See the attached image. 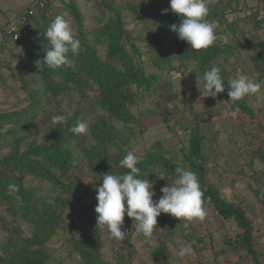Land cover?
Wrapping results in <instances>:
<instances>
[{
    "label": "trees",
    "instance_id": "16d2710c",
    "mask_svg": "<svg viewBox=\"0 0 264 264\" xmlns=\"http://www.w3.org/2000/svg\"><path fill=\"white\" fill-rule=\"evenodd\" d=\"M233 1L240 4L241 0ZM258 1L264 10V0ZM53 2L49 3L45 9L39 10L31 19V25L40 38V46L25 50L26 54L38 61L41 68L40 77L46 89L44 94L49 97V100L56 102L57 108H61L63 103L58 101L61 88L54 80L58 76L63 80L61 86L64 91H76L84 97L87 96L83 93L84 90L96 88V94L99 96L98 105L109 118L101 115L97 118L96 124L90 126L93 142L88 140L87 135L80 136L70 131L78 122V116H74L72 121L66 120L63 124L47 125L51 138L46 143L41 145L31 143L27 149L22 150V139L15 138L13 143L8 145L11 148L10 152L4 156L0 153V206H5L12 216L11 221L0 216V264H54L53 253L49 254L47 244L60 231L64 234L66 231L73 232L67 238V242L71 243L80 257V263L76 264H108L103 260L102 248L106 241L112 242L113 238L103 234L101 228L97 226L96 191H93L92 200L88 203L84 201L76 203L71 195L79 184L82 170H85L98 186L102 183L101 177L104 174L119 175L128 171L120 166V161L128 151H132L137 140L136 130L143 126L142 118L134 112V108L138 106L140 98L145 94H152L154 86L160 82V76L149 73V69H166L168 65L174 69L175 65L170 64V60L177 55L185 61V64L197 62L199 73L195 77L203 81L205 71L212 66L219 67L225 83V92L220 93V98L225 99L232 108H239L242 112L254 117L255 106L248 105L245 100L233 103L227 94V83L232 79L227 65L233 63L227 57V52L243 48L252 54L251 60L257 66L264 59V39L258 42L249 40L240 25L233 22L228 25V30L238 36L235 45L217 39L207 49L192 50L186 42L180 41L177 34L170 30V25L181 22L180 17L171 11L166 15L161 14L163 9L170 8V0H150L146 3H136L130 10L141 21L146 19L152 21L154 17H157L159 23L169 29L174 41L171 43L173 48L167 51L161 44V40L154 43L148 38L145 39L149 46L147 49L149 55L144 59V52L134 44L131 31L126 29L122 8L116 5L115 0H101L98 4L104 7L103 12L111 13L113 16L99 30V38L94 42H88L85 50L81 47L78 55L72 56L69 53L70 64L53 70L45 66L42 61L46 47L50 45L38 24L49 20L48 12ZM64 2L72 8L76 16H80L77 11L79 8L73 0ZM228 7L220 5V8L212 9L206 19L212 23L227 24L224 17L230 10ZM263 21V19L255 20L254 18L253 23L257 26L256 29L260 28ZM217 33L223 32L217 31ZM107 42L109 54L107 59H103L98 55L96 47ZM127 44H130L133 51ZM151 46L157 49L154 51L150 48ZM137 55L141 57L140 60H137L139 58ZM187 68L188 65L183 66L181 71L177 70L181 72L180 76L186 73ZM234 73L238 74L237 71ZM29 94L33 100L32 107L26 109L25 113L0 112V128L11 123L13 129L8 132L14 134L16 128L27 127L37 116L39 109H43L42 101L35 97V93ZM57 111L58 109L54 116L58 114ZM83 112L82 109L78 114ZM112 120L123 123L125 129L121 131L119 127L113 125ZM124 134L125 137H123ZM212 137L203 128L193 130L188 151L178 160L172 159L164 148V142L168 138L146 146L137 164L141 170L139 178L149 179L152 184H155L157 179L159 183L155 187L160 191L166 186L170 175L177 174L175 172L177 167L193 171L204 193L205 207H212L217 215L225 220H234L238 228L242 230L239 237L241 245L248 254L256 255L258 252L255 249L253 223L246 210L237 202H228L217 183L208 178L207 162H217V153H219V139L217 135L215 138ZM133 140L134 144H132ZM181 142L185 145L184 140ZM4 146L5 143L0 142V147ZM256 159L253 158L254 161ZM20 177L49 183L27 191L21 184ZM9 184H17L19 191L9 195L7 192ZM41 188L48 191L47 197L40 195ZM65 194L68 196L64 198ZM66 212L72 216L70 222L65 218ZM127 220L131 221L130 218ZM177 222V220L175 222L169 220L165 213H161L157 218L156 230H161L165 239H173L179 232ZM21 223H25L30 228V234L24 232ZM158 252L160 251L156 253ZM167 255L165 259L169 262L168 264H174L173 260L169 261ZM64 258L66 256L62 254L61 259ZM126 259L124 254H119L116 264H125ZM256 263L261 264L258 260ZM59 264H63V261Z\"/></svg>",
    "mask_w": 264,
    "mask_h": 264
},
{
    "label": "rangeland",
    "instance_id": "374dc122",
    "mask_svg": "<svg viewBox=\"0 0 264 264\" xmlns=\"http://www.w3.org/2000/svg\"><path fill=\"white\" fill-rule=\"evenodd\" d=\"M64 1L54 0L49 8V20L38 24L45 33L57 15H65L76 38L80 40L81 47L85 50L88 42H94L99 38V30L113 15L103 12L104 7L98 4L101 0H73L79 8L77 11L81 17H78ZM146 1L150 0H115L116 5L123 10L126 29L131 31L134 44L145 54L144 59L149 55L147 53L149 46L145 39L148 38L154 43L161 40L167 51L173 48L171 43L174 41L169 29L159 23L157 17L152 21L149 19L141 21L130 10L134 4L146 3ZM220 5L229 6L230 10L224 17L227 24L215 22L217 39L235 45L238 36L228 30V25L233 22L240 25L249 40L258 42L264 39V21L258 29L253 23L254 18L264 20V10L258 0H241L240 4L233 0H209V12L220 8ZM217 31L223 33L218 34ZM127 46L133 51L130 44ZM150 48L157 49L152 46ZM96 49L100 57L108 58V42L98 45ZM251 55L243 48L229 50L227 57L233 63L228 64L227 69L232 79L237 76L234 73L237 71L238 74L247 75L262 85L260 92L244 99L248 105L256 107L254 117L239 108H232L225 99L220 98V94L215 98L202 96L203 81L195 77L199 73L197 62L185 64V61L175 55L170 60V64L175 65L174 69L169 65L166 69H149V73L160 76V82L154 86V92L142 96L138 106L134 108V112L142 118L143 126L136 130L137 140L132 141V144L136 143L132 151L141 158L146 146L168 138L164 142V148L172 159L178 160L188 151L193 130L203 128L213 136L212 138L217 135L219 153H217V162H207L208 178L217 183L228 202H237L246 210L253 223L255 249L258 253L250 255L241 245L239 237L242 230L234 220H225L218 216L212 207H206L207 216L203 221H179L166 214L169 220L178 221L179 232L173 239H165L162 231L156 229L151 238L145 239L142 234L136 233L133 220H127L125 214L122 228L128 231L127 238L124 241L112 239L109 243L104 240L106 241L102 248L104 262L116 264L118 255L124 254L127 257L125 264H165L164 262L168 264L165 259L168 254L169 261L173 260L174 264H257L256 260L264 264V251H262L264 249V59L256 66L251 60ZM137 57H139L137 60H140L141 57L138 55ZM223 58L225 59V56ZM186 65H188L186 73L180 76L181 72L177 70L181 71ZM40 70L38 61L26 54L25 50L7 46L0 53V112L25 113L33 103L29 93H35V97L42 101L41 107H43L27 127L16 128L14 134L8 132L13 129L11 123L0 128V142L5 143L4 147H0L3 156L10 152L11 148L8 145L13 143L15 138L22 139V150L27 149L31 143L38 145L46 143L51 138L47 125H53L52 117L57 109V113L63 115L66 120L72 121L74 116H78V121L86 122L88 131L80 136L87 135L88 140L92 142L90 126L96 124L99 116H108L98 105L99 96L96 94V88L84 90L83 93L87 95L84 97L76 91H64L60 76L54 79L61 88L58 101L63 103L61 108H57L56 102L49 100L44 94L46 89L40 77ZM198 83L201 85L200 88ZM82 109L84 112L78 114ZM112 122L121 131L125 129L123 123L116 120ZM67 133H70L69 130ZM3 135L6 137L3 138ZM181 140L185 141V145ZM253 158H257L256 161ZM80 176L79 184L71 198L76 203L80 201L88 203L92 200V193L98 185L91 180L85 170H82ZM176 178L177 174L170 175L166 185L172 184ZM19 180L27 191L49 183L48 181L40 183L26 177H20ZM158 183L156 179L152 188L156 193L154 200H158L162 195L155 187ZM41 189L40 195L47 197L48 191ZM67 196L68 194H65L63 197ZM0 216L12 220L5 206H0ZM65 218L70 222L72 216L66 212ZM21 226L26 234H30V228L25 223H21ZM100 228L103 234L110 235L105 227ZM72 233L66 231L64 234L60 231L47 244L49 254L53 253L54 264H59L60 261H63V264L80 263V257L71 243L67 242V238ZM185 244L192 247L194 254L180 257L177 255L178 249ZM156 250L160 252L156 253ZM62 254L66 258L61 259Z\"/></svg>",
    "mask_w": 264,
    "mask_h": 264
},
{
    "label": "clouds",
    "instance_id": "9594fccd",
    "mask_svg": "<svg viewBox=\"0 0 264 264\" xmlns=\"http://www.w3.org/2000/svg\"><path fill=\"white\" fill-rule=\"evenodd\" d=\"M209 0H170V8L163 9L161 14L169 11L180 17L179 24L170 25V30L177 34L180 41L186 42L192 50H203L212 46L217 40L215 29L217 25L206 19L209 15ZM45 38L50 45L46 47L43 63L49 69H58L70 63L72 56L79 54L81 43L76 38L73 28L65 15H57L45 31ZM198 87L201 85L198 83ZM204 97H217L225 92V83L219 67L212 66L203 74ZM262 85L247 75L237 74L227 83V94L233 103L260 92ZM54 124H63L66 118L57 114L52 117ZM70 131L76 135H84L88 131L86 122L78 121ZM139 157L128 151L120 161V166L128 171L124 174H104L102 183L95 189L97 195V226L105 227L110 237L124 241L128 231L122 228L125 214L135 224V231L145 239L153 236L157 228V218L161 213L170 214L179 221H203L207 210L203 199L204 193L197 175L188 169L177 167V178L172 184L162 187V195L154 200L153 184L149 179H141V170L137 167ZM17 184H9V195L18 192ZM190 245L178 249L180 257L193 255Z\"/></svg>",
    "mask_w": 264,
    "mask_h": 264
},
{
    "label": "built area",
    "instance_id": "2783aa9c",
    "mask_svg": "<svg viewBox=\"0 0 264 264\" xmlns=\"http://www.w3.org/2000/svg\"><path fill=\"white\" fill-rule=\"evenodd\" d=\"M53 0H34L30 7L5 25L0 26V53L7 46L27 50L40 46V38L31 25V19Z\"/></svg>",
    "mask_w": 264,
    "mask_h": 264
},
{
    "label": "crops",
    "instance_id": "0c3cea01",
    "mask_svg": "<svg viewBox=\"0 0 264 264\" xmlns=\"http://www.w3.org/2000/svg\"><path fill=\"white\" fill-rule=\"evenodd\" d=\"M34 0H0V26L28 9Z\"/></svg>",
    "mask_w": 264,
    "mask_h": 264
}]
</instances>
